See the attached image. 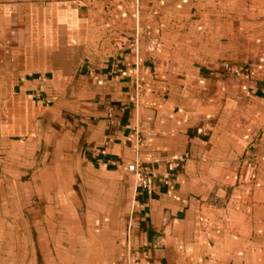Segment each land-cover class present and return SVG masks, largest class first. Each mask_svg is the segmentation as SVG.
Segmentation results:
<instances>
[{
  "label": "crops",
  "instance_id": "crops-1",
  "mask_svg": "<svg viewBox=\"0 0 264 264\" xmlns=\"http://www.w3.org/2000/svg\"><path fill=\"white\" fill-rule=\"evenodd\" d=\"M235 1L0 0V264H264V23Z\"/></svg>",
  "mask_w": 264,
  "mask_h": 264
},
{
  "label": "rangeland",
  "instance_id": "rangeland-1",
  "mask_svg": "<svg viewBox=\"0 0 264 264\" xmlns=\"http://www.w3.org/2000/svg\"><path fill=\"white\" fill-rule=\"evenodd\" d=\"M238 3H240L238 5ZM235 6V7H233ZM196 11V12H195ZM200 13H197L196 9H192L190 14L192 13L194 19L200 18L204 16V10L200 8ZM223 14H225L227 18L233 19L234 17L239 18L243 17V19H257L258 21H263L264 23V0H236L235 5L226 7L223 9ZM205 26H201L200 28H204ZM206 30V27H205ZM200 35L203 36V32H200ZM205 35V33H204ZM136 38L133 37L132 44L135 43ZM249 62H241V61H234L233 59H226L223 61V74L228 77H243L246 76L249 72ZM238 70V73L236 72ZM142 141V139H141ZM142 145L139 146V149ZM185 157V156H184Z\"/></svg>",
  "mask_w": 264,
  "mask_h": 264
},
{
  "label": "built area",
  "instance_id": "built-area-1",
  "mask_svg": "<svg viewBox=\"0 0 264 264\" xmlns=\"http://www.w3.org/2000/svg\"><path fill=\"white\" fill-rule=\"evenodd\" d=\"M236 72L238 73V70L236 69ZM136 150H137V155L135 156V160L128 166V170L133 173V176L135 177V190L138 188H147L149 185V180L150 176L147 170L141 165L138 159V150L139 146L143 144L141 141V136L139 132H137L136 135ZM185 157L183 156H176L172 159H169L167 161V168L166 171L163 173H160V178L165 186H168L171 184L172 181V174L176 168L181 166L183 163ZM115 264H132L129 259L120 262V263H115Z\"/></svg>",
  "mask_w": 264,
  "mask_h": 264
}]
</instances>
